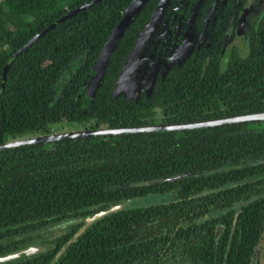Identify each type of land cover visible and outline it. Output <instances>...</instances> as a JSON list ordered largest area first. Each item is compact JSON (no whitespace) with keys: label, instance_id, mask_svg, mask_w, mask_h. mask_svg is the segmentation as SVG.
Wrapping results in <instances>:
<instances>
[{"label":"trees","instance_id":"1","mask_svg":"<svg viewBox=\"0 0 264 264\" xmlns=\"http://www.w3.org/2000/svg\"><path fill=\"white\" fill-rule=\"evenodd\" d=\"M88 1L0 0V89L3 68L20 48ZM131 1L100 0L9 62L0 144L19 134H50L62 122L139 127L264 111V14L247 53H235L224 73L216 57L196 58L157 78L149 94L115 92L157 0H148L125 28L88 96L94 61ZM255 123L0 149V256L31 243L44 248L0 264H51L86 216L118 203L125 204L91 223L52 264H250L264 232V127ZM165 194L166 201L131 206L134 198Z\"/></svg>","mask_w":264,"mask_h":264},{"label":"flooded vegetation","instance_id":"2","mask_svg":"<svg viewBox=\"0 0 264 264\" xmlns=\"http://www.w3.org/2000/svg\"><path fill=\"white\" fill-rule=\"evenodd\" d=\"M159 2L156 1L139 38ZM263 14L264 0H168L128 81L135 76L144 60V64L151 63V87L149 90L138 89L132 96L140 92L151 93L157 78L163 79L168 71L179 68L187 60L197 58L206 61L209 57H216L220 62L219 72L224 73L235 53L239 56L247 53L249 38L252 33L258 34ZM232 226H236L234 218ZM218 227L215 236L223 230L222 226L221 232L216 235ZM257 250L261 253L260 258L256 256ZM254 260L256 264H264V232L261 242L253 250L251 263Z\"/></svg>","mask_w":264,"mask_h":264},{"label":"water","instance_id":"3","mask_svg":"<svg viewBox=\"0 0 264 264\" xmlns=\"http://www.w3.org/2000/svg\"><path fill=\"white\" fill-rule=\"evenodd\" d=\"M100 0H90L83 5L78 6L77 8L68 11L66 14L61 16L59 19L55 20L48 26H46L44 29H42L40 32L35 34L31 39H29L9 60V62L22 50H24L27 46L33 44L39 37L44 35L49 29L56 26L58 23L66 20L67 18L72 17L77 12L86 9L93 4L99 2ZM148 0H132L130 4L125 8L122 18L118 21V23L113 28L110 36L104 43L101 51L99 52L96 60L94 61V64L92 66V72L90 79L87 83V89L86 93L88 96L93 97L96 91L97 86L99 85L102 75L106 69V66L108 64V60L113 53L115 47L118 44V41L122 37L125 28L129 25V23L132 21L134 16L140 11L142 6L147 2ZM168 0H160L159 4L155 8L151 18L149 19V22L147 24V27L144 31V33L140 36L139 40L135 44L134 48L132 49L130 55L128 56V59L123 67V70L121 72V75L116 83L115 92L120 91L129 81L131 74L134 70V68L137 66L141 53L147 43V40L152 33V30L154 26L157 23L158 18L160 17L161 13L163 12L165 5L167 4ZM9 62L4 66L3 68V77H2V84L0 92L2 91L4 87L5 82V74L6 70L8 68ZM258 120H264V111L263 112H257V113H251V114H243V115H236L231 117H225L220 119H213V120H205V121H196V122H190V123H179V124H171V125H153V126H139V127H119V128H98V129H83L80 131H74V132H65V133H56L51 132L50 134L46 135H35L31 137H27L25 139H14L7 141L5 143L0 144V149H5L8 147H16L20 145H27V144H34V143H50L54 142L60 139H72V138H78V137H86V136H96V135H110V134H119V133H130V132H146V131H159V130H184V129H192V128H200V127H211V126H218V125H224V124H232V123H239V122H248V121H258ZM184 175H179V177H182ZM178 177V176H176ZM125 203H118L115 205H112L109 208L100 210L95 212L92 215L86 216L83 219V225L80 227V229L73 235V237L68 241L70 243L73 241L85 228H87L91 223H93L95 220L99 219L100 217L115 212L116 210L122 208ZM237 219V213L234 217V223ZM78 219L72 220V223L78 222ZM63 225H67V223L59 224L55 227H62ZM235 225V224H234ZM222 230V226H219L216 232V235H218ZM67 243V244H68ZM66 245H64L59 252L54 256L51 264L57 260L59 255L64 251L66 248ZM43 250L42 247H36V246H29L26 249H23L21 251L8 253L5 255L0 256V261L3 260H10L17 257H20L22 254H29L31 252H38ZM251 264H256L255 260L252 261Z\"/></svg>","mask_w":264,"mask_h":264},{"label":"rangeland","instance_id":"4","mask_svg":"<svg viewBox=\"0 0 264 264\" xmlns=\"http://www.w3.org/2000/svg\"><path fill=\"white\" fill-rule=\"evenodd\" d=\"M255 16V14H252V21H253V17ZM151 66V63L148 62V64H144V60L143 63H141L139 65L138 70L135 73V76H133L130 80V82H128L124 87L126 88V95H132L133 93L137 92L138 89H145V90H149L151 87V83H152V70L149 72V68ZM123 87V88H124ZM123 90V89H122ZM121 90V91H122ZM257 124V127H264V120H258L257 123H255V125ZM84 128L82 127V125L80 124H72V123H67V122H62L60 124H57L55 126V129L53 132L56 133H65V132H74V131H80L83 130ZM27 137H31L30 133H24V134H19L16 135L15 139H25ZM168 200V195H148V196H142V197H137L131 200V206H144V205H148L154 202H160V201H166ZM261 253L257 250L256 251V256L258 258H260Z\"/></svg>","mask_w":264,"mask_h":264}]
</instances>
